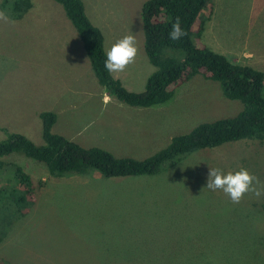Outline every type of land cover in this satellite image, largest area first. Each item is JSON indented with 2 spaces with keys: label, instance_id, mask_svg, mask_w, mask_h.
Here are the masks:
<instances>
[{
  "label": "rangeland",
  "instance_id": "obj_1",
  "mask_svg": "<svg viewBox=\"0 0 264 264\" xmlns=\"http://www.w3.org/2000/svg\"><path fill=\"white\" fill-rule=\"evenodd\" d=\"M82 1L104 35L106 52L123 36L135 35V63L113 76L128 90L143 91L156 70L144 49L141 13L147 0ZM32 3L23 19L6 14L8 22L0 20V141L7 130L43 145L39 116L52 111L58 114L54 133L77 136V143L118 158L143 160L173 137L242 110L219 83L201 76L161 105L135 111L116 97L104 104L98 90L91 92L96 77L62 6L54 0ZM214 3L203 41L232 62L264 72V0ZM138 122L144 123L141 131ZM9 158L44 185L23 218L9 205L5 211L0 193V264H264V196L246 194L235 204L221 190L206 188L210 168L227 173L244 167L264 182V141L201 150L156 176L108 179L92 171L55 178L41 162Z\"/></svg>",
  "mask_w": 264,
  "mask_h": 264
},
{
  "label": "trees",
  "instance_id": "obj_2",
  "mask_svg": "<svg viewBox=\"0 0 264 264\" xmlns=\"http://www.w3.org/2000/svg\"><path fill=\"white\" fill-rule=\"evenodd\" d=\"M54 1L62 6L80 36L93 74L109 96L131 107H153L171 101L182 85L201 76L219 83L223 95L240 101L242 110L233 117L201 123L191 132L173 137L166 147L143 160L118 158L102 147H86L54 133L58 116L44 111L39 116L43 145L7 130L8 138L0 141V193L4 195L1 198L5 211L9 205L17 218L25 217L37 202V191L44 185L43 181L36 184L21 165L10 160L14 154L43 163L51 177H87L94 171L109 179L156 176L201 150L246 139L264 141V72L232 62L203 41L206 25L214 15V0H147L144 3L141 13L144 49L156 70L141 92L128 90L120 79L105 70V38L89 19L83 1ZM1 7L12 20L19 21L32 9L33 3L32 0H2ZM177 16L187 36L174 42L168 33Z\"/></svg>",
  "mask_w": 264,
  "mask_h": 264
},
{
  "label": "clouds",
  "instance_id": "obj_3",
  "mask_svg": "<svg viewBox=\"0 0 264 264\" xmlns=\"http://www.w3.org/2000/svg\"><path fill=\"white\" fill-rule=\"evenodd\" d=\"M0 20L8 22V16L3 11H0ZM185 36L187 32L181 27V19L177 16L172 23L168 38L178 42ZM138 51L135 35L123 36L107 50L104 61L105 70L110 74L125 72L130 65L135 63ZM206 188L212 191L221 190L235 204L240 203L246 194H251L256 198L264 196V182L244 167L227 173L219 168H210Z\"/></svg>",
  "mask_w": 264,
  "mask_h": 264
},
{
  "label": "crops",
  "instance_id": "obj_4",
  "mask_svg": "<svg viewBox=\"0 0 264 264\" xmlns=\"http://www.w3.org/2000/svg\"><path fill=\"white\" fill-rule=\"evenodd\" d=\"M90 72V71H89ZM90 75H92L91 73H90ZM113 75V74H112ZM115 78H117V77H115ZM119 79V78H118ZM91 86H93V87H90V89L92 90L91 92H93V91H99V94L101 95V96H103V98H104V104H109L110 103V101L112 100V97L111 96H109L108 95V93H106V90L98 83V80L96 79V80H94V85H91ZM125 86V85H124ZM101 89H103V90H101ZM67 101H72V100H67ZM62 103V102H61ZM61 103H59L58 104V106H59V108H62L63 106H65V105H63V103H62V105H60ZM71 106H72V108H74L75 107V105H73V104H71ZM130 108H132L133 110H135V111H137V109H138V107H131L130 106ZM129 109V108H128ZM57 114V113H56ZM57 116H58V114H57ZM146 121H147V117L146 118H144ZM151 120L153 121L154 120V117H151ZM144 125V123H141V122H138L137 124H134V126L135 127H137V130L138 131H141V129H142V126ZM61 135H63V133H60ZM159 135H158V138H160L161 137V135H163V132H160V129H159V133H158ZM65 136V135H64ZM66 137H68V136H66ZM69 138V137H68ZM70 138H73V140L74 141H76L77 140V136H70ZM72 140V139H71ZM77 142V141H76Z\"/></svg>",
  "mask_w": 264,
  "mask_h": 264
}]
</instances>
